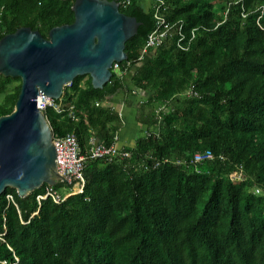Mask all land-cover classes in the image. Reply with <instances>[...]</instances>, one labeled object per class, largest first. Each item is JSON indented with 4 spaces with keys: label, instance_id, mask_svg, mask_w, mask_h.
<instances>
[{
    "label": "trees",
    "instance_id": "obj_1",
    "mask_svg": "<svg viewBox=\"0 0 264 264\" xmlns=\"http://www.w3.org/2000/svg\"><path fill=\"white\" fill-rule=\"evenodd\" d=\"M124 1L120 10L141 23L126 42L128 58L101 89L89 75L75 77L55 99L65 110L45 113L56 137L74 132L88 153L92 140L119 142L124 123L106 101L136 88L145 93L134 110L143 135L120 146L128 158L88 157L83 193L60 203L39 207L47 184L24 197L7 187L0 264H264V0H164L165 17L188 36L196 29L195 38L182 50L174 33L143 58L153 2ZM73 3L0 0V39L23 26L49 37L74 22ZM20 90L19 77L0 73V116L14 110ZM208 149L216 157L198 171L190 159ZM238 170L243 177L232 179ZM55 189L70 191L60 181Z\"/></svg>",
    "mask_w": 264,
    "mask_h": 264
},
{
    "label": "water",
    "instance_id": "obj_2",
    "mask_svg": "<svg viewBox=\"0 0 264 264\" xmlns=\"http://www.w3.org/2000/svg\"><path fill=\"white\" fill-rule=\"evenodd\" d=\"M72 9L74 22L53 27L49 37L23 26L0 39V73L21 79L14 110L0 116V197L7 187L24 197L59 183L54 133L38 96L59 99L79 75L103 88L141 24L119 0H74Z\"/></svg>",
    "mask_w": 264,
    "mask_h": 264
},
{
    "label": "built area",
    "instance_id": "obj_3",
    "mask_svg": "<svg viewBox=\"0 0 264 264\" xmlns=\"http://www.w3.org/2000/svg\"><path fill=\"white\" fill-rule=\"evenodd\" d=\"M153 2L154 8V16L156 19L155 28L149 33L146 45L143 49L142 58L153 48L160 46L166 39L173 36L174 33L178 34L177 37V46L182 50H187L190 43L193 41L196 35V29H193L188 36L183 31V23H173L170 22L164 14V11L167 8L164 0H150ZM129 0L124 1L122 4L127 6L129 4ZM262 13H264V6L261 7ZM245 15V14H243ZM117 69L119 67V62H115L113 68ZM42 95L38 96L39 97ZM44 97V96H43ZM46 103L43 104L40 109L46 112L48 107H54L58 112H63L65 109L62 108L60 104L55 103V99L47 98ZM39 106V101H38ZM68 115L72 119H77V114L75 112V105L71 104L69 108L66 109ZM121 115V113H119ZM117 140L119 138L117 137ZM54 142L57 148V164L60 174L62 175V179L60 182H65L70 191L67 194H61L55 186L46 185L44 191L37 194L36 199L38 201L39 207L42 204V201L51 198L54 202L60 203L65 200L69 195L83 193L86 180L84 177V167L85 162L88 157L90 158H105L107 161L112 160L116 157L119 158H128L130 157V151L121 148L118 143L105 146L101 142H97L92 140V147L88 153H85L81 149L80 142L78 140L77 135L74 132H70L64 136L54 135ZM215 154L211 150H205L203 152H197L193 155V158L190 159V162L194 163L197 170L199 171V164L213 160L215 158ZM223 158V156H220ZM168 160V159H166ZM177 164H182L183 160L177 159L174 161ZM243 177L242 170L235 171L231 174L232 179H241ZM260 189H257L259 192ZM10 201H13V196L9 194L7 196ZM36 211L34 214H37ZM33 214V215H34Z\"/></svg>",
    "mask_w": 264,
    "mask_h": 264
},
{
    "label": "crops",
    "instance_id": "obj_4",
    "mask_svg": "<svg viewBox=\"0 0 264 264\" xmlns=\"http://www.w3.org/2000/svg\"><path fill=\"white\" fill-rule=\"evenodd\" d=\"M149 3L151 4V2ZM144 4L146 5V3ZM117 93L108 97L106 104L112 106L116 111L121 113L124 126L118 134L119 146H132L135 144L136 139L143 135L142 125L137 124V120L135 118L136 114L134 110L136 107V100L134 99L135 97L128 95L125 91L121 90L118 94ZM141 95L144 97L145 93L143 92Z\"/></svg>",
    "mask_w": 264,
    "mask_h": 264
},
{
    "label": "rangeland",
    "instance_id": "obj_5",
    "mask_svg": "<svg viewBox=\"0 0 264 264\" xmlns=\"http://www.w3.org/2000/svg\"><path fill=\"white\" fill-rule=\"evenodd\" d=\"M149 2H150V0H143V3H146V6H149V4H150ZM131 75H132L131 73H124V74H123V77H124L125 82H126L128 85H131V86H132L133 83H132V80H131ZM15 83L17 84V83H19V82L16 81ZM68 85H69V84H68ZM132 88H133V87H132ZM120 91H121V90H120ZM120 91H119V92H120ZM134 91H135V92H132L131 95H132L133 97H135L134 99H135L136 101H137V100L139 101L143 96L141 95V93L136 92V91H137L136 88H134ZM119 92H118V93H119ZM118 93H117V94H118ZM128 95H129V94H128ZM134 99H133V100H134ZM0 100H1V99H0ZM106 103H107V102H106ZM65 191H68V189H66V190L63 189V190H62V193H65Z\"/></svg>",
    "mask_w": 264,
    "mask_h": 264
},
{
    "label": "bare ground",
    "instance_id": "obj_6",
    "mask_svg": "<svg viewBox=\"0 0 264 264\" xmlns=\"http://www.w3.org/2000/svg\"><path fill=\"white\" fill-rule=\"evenodd\" d=\"M42 96L39 97V99L37 98V103L39 101V107H41L43 104L46 103V99L49 98V96L41 94ZM44 96V97H43Z\"/></svg>",
    "mask_w": 264,
    "mask_h": 264
}]
</instances>
